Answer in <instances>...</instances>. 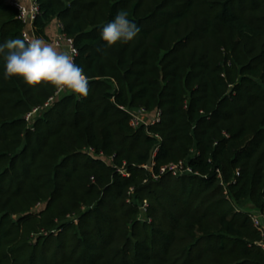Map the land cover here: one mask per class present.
Instances as JSON below:
<instances>
[{
  "label": "trees",
  "instance_id": "trees-1",
  "mask_svg": "<svg viewBox=\"0 0 264 264\" xmlns=\"http://www.w3.org/2000/svg\"><path fill=\"white\" fill-rule=\"evenodd\" d=\"M37 3L35 36L60 25L89 95L0 58V264H264L242 210L264 216V0ZM122 11L140 33L107 48ZM22 29L0 0V44ZM141 109L160 122L132 128Z\"/></svg>",
  "mask_w": 264,
  "mask_h": 264
},
{
  "label": "clouds",
  "instance_id": "clouds-1",
  "mask_svg": "<svg viewBox=\"0 0 264 264\" xmlns=\"http://www.w3.org/2000/svg\"><path fill=\"white\" fill-rule=\"evenodd\" d=\"M140 33L127 12H120L105 24L100 38L107 48L134 41ZM76 49H63L42 37L7 39L0 44V58L4 61L5 79H19L30 88L51 87L57 93L70 92L86 98L89 77L75 63Z\"/></svg>",
  "mask_w": 264,
  "mask_h": 264
},
{
  "label": "built area",
  "instance_id": "built-area-1",
  "mask_svg": "<svg viewBox=\"0 0 264 264\" xmlns=\"http://www.w3.org/2000/svg\"><path fill=\"white\" fill-rule=\"evenodd\" d=\"M7 6L13 8L16 13H17V19L20 21V23L23 25L22 33L21 36L22 38H32L35 36L34 34V22L39 15V6L37 3V0H2ZM58 30L59 33L56 37H54L51 41L53 45L59 44L62 48L65 49H72V43L67 40L63 34L60 33V25L58 24ZM36 37V36H35ZM76 57V55H75ZM74 57V58H75ZM59 93L56 94L58 96ZM48 104L45 105L47 107ZM39 112L38 109L33 110L30 114H28L25 117V120L27 122H31L30 119L33 117L35 114ZM127 113L130 116V125L132 128H137L141 125L144 126H153L157 123L160 122V113H156L155 115L149 117L150 115L146 113L144 110H139L137 112H131L127 111ZM145 117H149L146 122H144ZM155 153V151H154ZM153 153V154H154ZM168 169L172 172V174L175 176L177 173H179L181 167L176 166V165H170ZM166 168L161 170V173H164ZM189 172V170L187 169ZM253 226L256 227L259 232L264 236V216L260 215L259 213L257 214H250ZM261 247L264 251V243L261 244Z\"/></svg>",
  "mask_w": 264,
  "mask_h": 264
},
{
  "label": "crops",
  "instance_id": "crops-1",
  "mask_svg": "<svg viewBox=\"0 0 264 264\" xmlns=\"http://www.w3.org/2000/svg\"><path fill=\"white\" fill-rule=\"evenodd\" d=\"M58 33H59V30H58V23H56V22H52V23L48 26V28H47V30H46V34H47V37H48V42L51 43L52 39H53L54 37H56V36L58 35ZM63 49H65V48H63ZM252 212H253V211H252ZM252 212H251V213H252Z\"/></svg>",
  "mask_w": 264,
  "mask_h": 264
},
{
  "label": "rangeland",
  "instance_id": "rangeland-1",
  "mask_svg": "<svg viewBox=\"0 0 264 264\" xmlns=\"http://www.w3.org/2000/svg\"><path fill=\"white\" fill-rule=\"evenodd\" d=\"M39 114V112L37 113V114H35L33 117H31V119H30V121H32L33 120V118L35 117V116H37ZM149 117H151V116H149ZM149 117L147 118V117H145V119H144V122H146V120H148L149 119ZM242 210H244V211H249V212H252L251 210V207L250 206H248V205H243V207H242ZM253 214L255 213V214H257V212H252Z\"/></svg>",
  "mask_w": 264,
  "mask_h": 264
},
{
  "label": "water",
  "instance_id": "water-1",
  "mask_svg": "<svg viewBox=\"0 0 264 264\" xmlns=\"http://www.w3.org/2000/svg\"><path fill=\"white\" fill-rule=\"evenodd\" d=\"M153 153H154V149H152L150 151V154H149V159L147 161V168H151L152 167V157H153Z\"/></svg>",
  "mask_w": 264,
  "mask_h": 264
}]
</instances>
